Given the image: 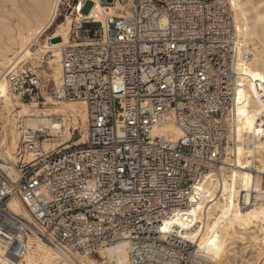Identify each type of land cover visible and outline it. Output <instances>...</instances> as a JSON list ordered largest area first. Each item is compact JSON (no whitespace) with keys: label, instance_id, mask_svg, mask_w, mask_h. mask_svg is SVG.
I'll return each mask as SVG.
<instances>
[{"label":"built area","instance_id":"obj_1","mask_svg":"<svg viewBox=\"0 0 264 264\" xmlns=\"http://www.w3.org/2000/svg\"><path fill=\"white\" fill-rule=\"evenodd\" d=\"M89 1L95 6L93 0L75 6L82 20L59 49L61 75L51 102L27 59L14 58L3 72L18 101L81 102L87 124L83 132L72 128L71 145L49 151L44 145L61 135L65 116L28 131L16 164L0 150V247L19 259L37 239L68 262L98 256L123 264L108 258L109 250L122 249L125 264H214L181 235L186 229L167 230L165 222L202 225L190 212L194 196L235 164L245 136L264 142V116L258 133H239L237 92L246 75L238 66L254 50L237 55L232 0H133L130 15L105 22L82 13ZM257 88L264 105V85ZM164 123L177 126L181 137L157 135ZM28 153L36 160L26 161ZM257 174L253 203L264 202V162ZM14 197L27 216L9 208Z\"/></svg>","mask_w":264,"mask_h":264},{"label":"bare ground","instance_id":"obj_2","mask_svg":"<svg viewBox=\"0 0 264 264\" xmlns=\"http://www.w3.org/2000/svg\"><path fill=\"white\" fill-rule=\"evenodd\" d=\"M93 1L95 6L88 19L105 22L113 15L121 17L117 12L124 7L119 1L113 6H103L100 0ZM61 5L62 0H30L24 10H18L20 19L15 27L0 16V111L8 115L6 122L10 124L9 134L6 133L4 141H0V150L10 161L19 147L21 137L30 130L49 127L53 124L52 120L55 116L66 117L65 127L61 130V135H54V138L45 143V151L68 146L67 143L72 137V127L78 128L77 126L80 125L82 131L86 128L87 112L83 103L77 101L53 103V108L39 109L36 104H25L14 99L9 92L8 84L3 79V71L14 58L30 59L34 63L33 60L39 62L42 56L52 52L53 59L49 61L53 70L51 78L55 84L59 82L61 75L59 49L62 45L71 43L72 31L80 26L82 17L68 15L66 20L58 25L54 35L50 36L39 49V54L34 53L33 48L56 22ZM232 7L236 15L234 20L239 38L237 55H241L248 47L254 50L253 58L241 62L238 66L239 72L246 75L243 79V87L237 92L238 128L239 133L254 132L255 134L258 133L264 116V105L258 100L257 88V82L264 85V13L255 8L252 0H232ZM22 122H26V125L19 126ZM155 133L170 136L174 140H178L182 135L180 129L173 123H164ZM8 137L10 142L7 145ZM234 156L235 164L223 170L221 180L206 188L204 194L197 193L194 196L196 206L191 208L190 212L196 216V219L199 218L197 222H202V225L198 224V227L192 229L183 224L179 218L165 222L167 230H170L172 224L186 229L181 235L195 243L198 252L214 264H221L234 244L237 242L244 244L247 240L254 244L258 254L257 259L259 257V260H264V202L253 203L250 199L251 193L258 191L260 185V178L258 174L252 172L251 166L255 164V173L260 171L264 162V142L259 136L253 140L245 136ZM36 157L35 153L27 154L28 161H34ZM242 199L246 205L244 208L240 206ZM9 208L17 214L27 216L15 197L9 202ZM108 258L111 260L116 258L123 264L127 261L126 253L122 249L109 250ZM0 264L106 263L102 259L97 261L89 256L73 258L71 262L63 261L50 244L32 239L27 253L19 259L12 257L8 251L0 247Z\"/></svg>","mask_w":264,"mask_h":264},{"label":"rangeland","instance_id":"obj_3","mask_svg":"<svg viewBox=\"0 0 264 264\" xmlns=\"http://www.w3.org/2000/svg\"><path fill=\"white\" fill-rule=\"evenodd\" d=\"M77 1L78 0H62L61 11L59 13V16L56 19V22L45 32V34L37 42V44L33 48L34 53L38 52L37 54H39V49L47 42V40L50 36L54 35V33L56 32V30L58 28V25L60 23H62L63 21H65L66 17L68 15H71V13H73L72 14L73 17H76L74 9H75V6L77 4ZM117 1H119L121 3V5L124 7L117 12L118 15H120V16L130 15V13L132 11V7H133V0H117ZM29 2H30V0H0V16L5 18L7 23H9L13 27H15L18 23V20L20 19V15H19L18 10H24L25 7H27L29 5ZM252 3L253 4L255 3V8H257L260 12L264 13V11H263L264 10V0H252ZM93 7H94L93 2H91V1L87 2L85 7L82 10V13L84 15H89L90 12L92 11ZM235 16L236 15H235V11H234V17ZM117 17H119V16H117ZM98 27H99V25H97V24L96 25H91V24H85L84 25L85 29H97ZM74 31L75 30H73L72 32H74ZM64 45H66V44H64ZM53 55H54V53L51 52L47 56H42V60H40L39 62L37 61L38 63L35 60H33L34 61V63H33L30 59H27V65L31 66V68H33V69H37V71L39 73H41L43 76L44 83H45V89H44L43 95L46 99L50 98V96L52 95V93L55 89V84L51 78L53 70L49 65V61L53 59ZM14 99H16V98H14ZM25 104H29V103H25ZM37 107L39 109H49V108H53L54 104L46 102L44 105H37ZM7 116H8L7 114L0 111V141H2V142L4 141V138L6 136L5 134L8 133L10 130V124H7V122H6ZM20 125L25 126L26 122H22L21 124H19V126ZM77 127L80 128L79 130L81 132H83L80 125H78ZM72 128H74V127H72ZM23 136L21 137V140L19 142V147L22 146ZM6 141H7V145H8L10 142L9 137L7 138ZM72 142H73V140H71V142L67 143V145H71ZM19 159H20V156L18 155V149H17L15 155L12 157L11 162L14 164L18 163ZM25 159H26V161H28L27 156H25ZM252 172H254V174H257V173H255L254 170ZM250 243L251 242L247 240L244 244L241 242H237L236 244H234L232 247H230L229 253L226 255V257L224 258V261L221 264H264V260H262V259L259 260V257L257 259L258 254L256 253L255 246H254V244L252 245V243L251 244ZM91 258L94 260H97V261H101V259L98 256L91 257Z\"/></svg>","mask_w":264,"mask_h":264},{"label":"water","instance_id":"obj_4","mask_svg":"<svg viewBox=\"0 0 264 264\" xmlns=\"http://www.w3.org/2000/svg\"><path fill=\"white\" fill-rule=\"evenodd\" d=\"M108 1H110V2H111V0H108Z\"/></svg>","mask_w":264,"mask_h":264}]
</instances>
